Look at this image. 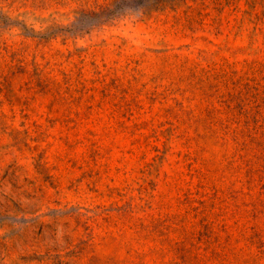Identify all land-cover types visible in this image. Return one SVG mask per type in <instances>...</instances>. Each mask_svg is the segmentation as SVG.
Segmentation results:
<instances>
[{"label":"rangeland","instance_id":"374dc122","mask_svg":"<svg viewBox=\"0 0 264 264\" xmlns=\"http://www.w3.org/2000/svg\"><path fill=\"white\" fill-rule=\"evenodd\" d=\"M0 264H264V0H0Z\"/></svg>","mask_w":264,"mask_h":264},{"label":"trees","instance_id":"16d2710c","mask_svg":"<svg viewBox=\"0 0 264 264\" xmlns=\"http://www.w3.org/2000/svg\"><path fill=\"white\" fill-rule=\"evenodd\" d=\"M136 4H139V2L137 1V2L135 3V5H133V6H136ZM130 6H132V5H130Z\"/></svg>","mask_w":264,"mask_h":264}]
</instances>
